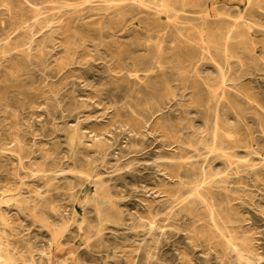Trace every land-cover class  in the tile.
<instances>
[{"label":"rangeland","instance_id":"obj_1","mask_svg":"<svg viewBox=\"0 0 264 264\" xmlns=\"http://www.w3.org/2000/svg\"><path fill=\"white\" fill-rule=\"evenodd\" d=\"M32 1L44 12L78 4ZM218 9L237 8L220 3ZM53 36L43 45L55 55L45 70L30 66L17 80L6 81V63L0 62V208L9 213L8 226L1 220L0 226L20 254L30 250L27 239L34 243L32 253L48 251V227H54L65 249L79 248L80 264H240L194 196L195 177L170 166L181 156L193 157L179 154L172 140L207 129L196 99L210 94L203 87H180L155 113L152 80L128 73L129 82L121 85L113 76L118 71L108 69L113 61L107 46H98L88 31L77 36L73 65L59 72L54 61H63L66 44ZM245 64L237 70L238 89L258 105L250 108L234 92L241 99V122L233 112L230 122L244 137V124L255 132L256 150L240 153L232 170L216 160L209 172L214 180L200 191L229 208L228 225L239 226L249 241L251 262L264 264V58ZM202 76L215 85L214 65L208 62ZM10 82L28 88H10L7 96L3 89ZM133 119L148 123L135 129ZM16 202L27 206L23 212Z\"/></svg>","mask_w":264,"mask_h":264},{"label":"bare ground","instance_id":"obj_2","mask_svg":"<svg viewBox=\"0 0 264 264\" xmlns=\"http://www.w3.org/2000/svg\"><path fill=\"white\" fill-rule=\"evenodd\" d=\"M74 1L78 4H60L61 9L44 12L32 0H0L3 8L0 9V62H5L7 69L4 80H17L30 66L47 69L55 55L46 52L43 45L55 34L66 46L63 61L54 62L59 72L66 70L73 65L77 36L88 31V38L98 40V46H107L106 52L113 61L108 69L111 74L118 71L113 76L122 80L121 85L129 82L124 76L128 73L129 76L135 74L137 80L141 78L140 73L152 80L150 100L157 107L155 113L162 112L177 97L180 87L195 91L203 87L210 95L199 96L196 107L204 113L207 129L202 133L176 135L172 140L176 151L194 155L181 156L179 162L170 166L176 173H190L195 177L193 194L205 206L224 246L240 264H253L249 241L241 236L239 226L228 225L229 208L220 207L214 198H205L200 190L207 189L214 180L209 172L216 160L232 170L240 153L251 154L256 150L255 132L244 124L247 133L244 137L238 127L231 125L230 116L233 112L241 122L237 110L241 99L235 97L238 95L234 96V92L241 93L250 108L258 105L238 89L241 78L237 70L247 66L245 59L257 62L264 58V0ZM220 3L237 9H218ZM131 35L134 37L130 43L120 42ZM140 52L146 54L136 56ZM208 62L217 73V78L213 79L215 85L212 79L202 76ZM2 72L1 69L0 74ZM16 82H10L3 93L14 87L20 91L28 88L24 83L15 85ZM145 120L144 123L133 119L131 125L136 129L141 123L146 125L148 120ZM16 207L23 212L27 206L16 202ZM8 214L0 208L3 227L8 226ZM48 228L52 237L48 251L32 253L34 243L27 239L30 250L20 254L16 243L0 226V264H42L44 259L46 264H80L79 248L65 249L63 237L54 227Z\"/></svg>","mask_w":264,"mask_h":264}]
</instances>
